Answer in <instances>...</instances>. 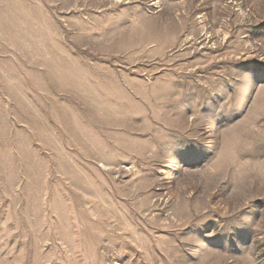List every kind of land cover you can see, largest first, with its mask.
Here are the masks:
<instances>
[{"label": "rangeland", "instance_id": "1", "mask_svg": "<svg viewBox=\"0 0 264 264\" xmlns=\"http://www.w3.org/2000/svg\"><path fill=\"white\" fill-rule=\"evenodd\" d=\"M0 264H264V0H0Z\"/></svg>", "mask_w": 264, "mask_h": 264}]
</instances>
